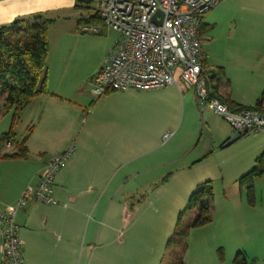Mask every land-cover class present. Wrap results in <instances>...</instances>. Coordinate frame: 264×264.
<instances>
[{"label":"rangeland","instance_id":"rangeland-1","mask_svg":"<svg viewBox=\"0 0 264 264\" xmlns=\"http://www.w3.org/2000/svg\"><path fill=\"white\" fill-rule=\"evenodd\" d=\"M73 1L75 6L72 9L44 15L54 21L47 35V88L48 91L52 88L63 95L66 92L73 93V103L69 108L47 111L46 117L59 121V124L44 131H41L43 127L40 128L36 134V143L46 147L56 143L66 132L62 124H70L68 130L74 136L83 133L85 136L94 124V128L100 132L122 128L125 132L135 130L141 136L156 137L160 134L162 141L165 135H169L167 142L174 137L177 141L185 138L196 140L205 154L212 153L191 174H187L186 179L139 185L136 183L142 181L144 176L136 181L128 180L131 174V165L128 164L123 165L117 175V178L126 179L127 182L126 189L117 193V199L122 202L119 212L125 211L127 225L132 222L129 231L120 227L117 234L120 239L127 241L124 246L126 262L235 264L236 259L240 262L246 259L247 264H264V174L255 178L252 193L248 185L240 183L241 178L256 167V160L264 154V132H249L230 147L223 148L227 140L223 139L225 132L230 129L231 138L235 134L228 123L214 112L203 109L196 96L199 110L193 104L184 107L181 97L173 94L170 88L148 92L130 89L96 98L88 78L90 68L108 44L107 38L111 36V40L116 38L117 41L118 35L107 28H104L106 33L102 35L82 33L81 27L94 26L86 24V19L94 15L95 6L100 1ZM220 17L218 26L207 35L210 41H204L208 67L224 68L226 79L231 81L229 92L232 91L234 96L243 98L253 106L264 91L263 52L258 53L264 50V30L259 29L254 38L245 37V42L250 44L244 48L250 51L241 53L240 48L238 50L240 46L234 40H238L239 36L232 39L231 19L221 14ZM252 50L256 53H251ZM135 93L156 94L153 99L164 98L170 105L165 111L158 105L146 107L143 102L142 107H139ZM97 104L94 120L90 123L88 118ZM144 107L149 111H144ZM173 107L171 120H167L165 112H171ZM38 115V111H30L29 116L35 120V123L29 124L30 129L39 123ZM175 129L178 132L176 135ZM30 165L27 164V167ZM205 182L213 185L211 222L192 227L195 214L187 210V205L197 187ZM113 192L109 190L110 194ZM181 232L185 235L178 236ZM173 238V250L167 252V244ZM78 256L79 260L83 258L84 264L85 254L79 253Z\"/></svg>","mask_w":264,"mask_h":264},{"label":"crops","instance_id":"crops-1","mask_svg":"<svg viewBox=\"0 0 264 264\" xmlns=\"http://www.w3.org/2000/svg\"><path fill=\"white\" fill-rule=\"evenodd\" d=\"M73 6H75L73 0H0V27L9 25L17 19L51 14L72 9ZM215 9L212 14L204 18L201 32L204 63L207 69L211 67H208L204 41H210L207 35L218 26L220 14L231 19L232 39L236 35L239 36L238 40H234L240 46L238 50L240 48L241 53L250 51L249 48H244L250 44V42H245V37L254 38L259 29L264 30V0H224ZM217 15H219L218 18ZM105 33L106 31L102 29L97 34ZM74 34L79 36L75 29ZM109 38H107L108 44L106 43L96 63L90 68L91 72L88 74L90 80L99 72L114 48L116 38L114 40H111V36ZM262 44L264 45V41ZM262 52V60H264V50L258 53ZM251 53L254 54L256 51L252 50ZM230 84V80L229 84L223 80L219 96H227L240 106L253 107L255 105L252 106L243 98L234 96L232 91L229 92ZM169 88L173 94L181 97L184 107L187 104L198 107L193 94L194 89L178 86ZM49 93L54 96L45 95L35 98L20 113L19 120L14 127L12 126L14 113L10 117L7 115L0 118V208L2 209L15 207L18 204L25 188L38 181L50 158L72 146L76 147L73 157L58 173L51 186L50 194L57 205L50 206L32 202L24 210L18 211L16 215L15 222L19 227V237L24 242L25 264H82L83 258L79 260V253L85 254L84 264H135V261L126 262L124 246L127 241L120 239L117 235L120 227L129 231L132 223L127 225L125 211L119 212L122 202L117 199V193L127 187L126 179L117 178L123 165H131L128 180L136 181L144 176L142 181L136 183L139 185L176 182L186 179L187 174H191L198 168L212 152L205 154L196 140L188 138L177 141L174 137L166 143L161 140L160 134L156 137L155 135L141 136L135 130L125 132L126 130L122 128L100 132L94 128V124L92 126L90 124L91 127L85 136L84 133L81 136L72 135L68 130L70 124H62L66 131L65 134L60 136L56 143L46 147L44 144L36 143V134L38 135L42 127L41 131H44L59 124V121L46 117L47 111L69 108L68 106L73 103L71 100L73 93L58 94L52 88H49ZM134 95L137 97L136 103L139 107H142L143 102L146 107L153 108L158 105L162 111H165L170 105L164 98L153 99V95L156 94L135 93ZM97 106L98 104L88 118L90 123L94 120ZM173 109L174 107L169 113L165 112L167 120H171ZM34 110L38 111L40 118L39 123L32 128V133L26 143L27 159L6 158L17 153L15 142H22L28 135L29 124L35 123L29 113ZM144 111L149 110L144 107ZM12 127L16 135L15 142L2 143V135ZM177 133L175 129V135ZM230 135L231 130L228 129L223 138L227 139L225 143L231 139ZM7 143H10L9 147ZM143 146L145 147L142 148ZM27 164L32 165L27 167ZM113 175L116 176L113 178L111 177ZM190 179L191 177L186 181ZM111 189L114 191L112 194L109 193ZM105 197L106 201H104ZM130 233L133 234V232ZM1 242L0 230V247Z\"/></svg>","mask_w":264,"mask_h":264},{"label":"built area","instance_id":"built-area-1","mask_svg":"<svg viewBox=\"0 0 264 264\" xmlns=\"http://www.w3.org/2000/svg\"><path fill=\"white\" fill-rule=\"evenodd\" d=\"M224 0H101L95 6L98 26L80 28L118 35L111 54L91 79L96 98L130 89L154 91L172 86L194 89L203 109L223 118L235 133L264 132V114L234 112L211 97L204 76L201 28L204 18ZM161 13V16L157 14ZM155 19V21H154ZM160 22V26L157 23ZM169 139L165 135L164 141ZM10 146V143H7ZM75 146L50 158L35 184H29L15 207L0 208L1 264H25L24 242L15 219L29 203L55 206L51 186L75 153Z\"/></svg>","mask_w":264,"mask_h":264},{"label":"trees","instance_id":"trees-1","mask_svg":"<svg viewBox=\"0 0 264 264\" xmlns=\"http://www.w3.org/2000/svg\"><path fill=\"white\" fill-rule=\"evenodd\" d=\"M53 20H48L44 15H35L28 18L17 19L9 25L0 27V118L14 113L12 126L17 124L20 113L31 102L45 95H52L47 88L49 43L48 30ZM86 23L100 24L97 14L89 16ZM203 30V25L201 32ZM204 76L211 97L219 99L234 112L256 111L264 114V91L253 107H244L235 104L227 96H219V89L226 79L225 70L217 68L209 70L203 63ZM13 127L4 133L1 142H15ZM32 129L22 142L16 144L17 153L7 156L8 159H27L28 149L26 143ZM248 133H243L242 137ZM264 174V154L256 160V167L246 176L241 178L242 185H248L252 193L256 177ZM213 199V185L205 182L197 187L191 195L187 205L188 211L195 213L192 227H199L211 222V201ZM185 233H178L184 236ZM174 238L167 244V252L173 250ZM235 264H247L246 259Z\"/></svg>","mask_w":264,"mask_h":264},{"label":"water","instance_id":"water-1","mask_svg":"<svg viewBox=\"0 0 264 264\" xmlns=\"http://www.w3.org/2000/svg\"><path fill=\"white\" fill-rule=\"evenodd\" d=\"M157 15H158V16H161L162 14H161V13H158ZM154 21H155V19H154ZM160 24H161L160 22L157 23V25H159V26H160ZM242 135H243V134L235 133L234 136H233L229 141H227L223 147H224V148H228V147H230L232 144H234V143L237 142L239 139H241Z\"/></svg>","mask_w":264,"mask_h":264}]
</instances>
